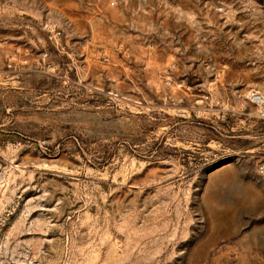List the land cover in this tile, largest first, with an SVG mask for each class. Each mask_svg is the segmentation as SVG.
I'll return each mask as SVG.
<instances>
[{
  "label": "rangeland",
  "instance_id": "rangeland-1",
  "mask_svg": "<svg viewBox=\"0 0 264 264\" xmlns=\"http://www.w3.org/2000/svg\"><path fill=\"white\" fill-rule=\"evenodd\" d=\"M263 162L264 0H0V264H264Z\"/></svg>",
  "mask_w": 264,
  "mask_h": 264
},
{
  "label": "built area",
  "instance_id": "built-area-1",
  "mask_svg": "<svg viewBox=\"0 0 264 264\" xmlns=\"http://www.w3.org/2000/svg\"><path fill=\"white\" fill-rule=\"evenodd\" d=\"M250 100L252 102H262L263 101L262 97L256 93L250 94ZM257 173H258L259 178L264 182V162L259 164V166L257 167Z\"/></svg>",
  "mask_w": 264,
  "mask_h": 264
}]
</instances>
